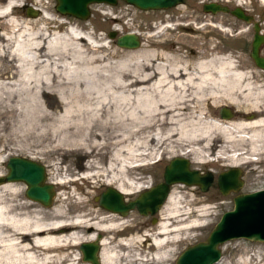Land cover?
Returning <instances> with one entry per match:
<instances>
[{"label":"bare ground","instance_id":"6f19581e","mask_svg":"<svg viewBox=\"0 0 264 264\" xmlns=\"http://www.w3.org/2000/svg\"><path fill=\"white\" fill-rule=\"evenodd\" d=\"M260 1L264 4V0ZM13 6L8 2L0 9L7 27L0 36V54H9L17 67L13 71L7 67L0 70L1 78H9L0 79V127L12 125L16 138L29 137L22 140L32 142L30 146L37 148L33 152H52L66 143L75 146L81 156L93 153L94 158L81 176L99 177L123 195L145 185L136 184L126 170L157 159L155 150H146L149 141L166 143V147L179 141V155L195 154L192 159L198 162L212 160L207 146L216 141V155L226 158L231 166L264 152V87L253 82L249 71L231 56L215 50L197 57H170L164 50L155 52L149 48L118 54L108 43L95 44L92 33L76 25L51 34L45 23L33 27V19L13 17ZM41 15L52 17L43 9ZM18 91L24 94L20 100ZM50 95L59 96L61 101L40 98ZM218 101L248 108L255 116L227 120L207 112L205 107ZM9 113L19 116L14 123L5 120ZM104 146L110 149L109 156L105 166H100ZM19 189L15 181L0 183V264H57L60 252L53 251L92 239L95 229L109 232L127 223L112 211L99 219L88 213L69 217L60 206L55 208V217L47 218L36 210H27L30 200L26 198L19 201V197L1 196L5 191L16 195ZM166 201L171 207L157 231L143 233L158 249L154 255L157 259L169 254L172 247L168 245L179 239V232L205 224L208 214L206 207L200 208L196 210L198 217L180 223L179 215L189 211L179 212L171 192ZM141 236L119 240L126 251L134 248L135 241L143 239ZM108 243V235L102 236L99 264H119L128 259L127 251L124 254ZM139 250L135 253L137 259ZM75 255L76 259L78 252ZM252 258L253 264H259L255 255ZM72 259L68 257V264H74ZM241 264H247V260Z\"/></svg>","mask_w":264,"mask_h":264},{"label":"rangeland","instance_id":"374dc122","mask_svg":"<svg viewBox=\"0 0 264 264\" xmlns=\"http://www.w3.org/2000/svg\"><path fill=\"white\" fill-rule=\"evenodd\" d=\"M204 1L225 3L229 8H232L236 5L237 1H240L241 5L238 6L244 11H256V18L264 20V4H262L260 0H184L182 3L167 9L148 10H140L132 5L124 4L122 0H117L114 5L91 3L89 5L90 12L86 19H79L72 15L57 12L54 8L55 0H0V9L4 8L3 6L6 3L11 2L14 4L13 17L19 18L20 20L33 19L34 21L32 20V23L35 22L33 27L38 25L42 27L44 26L43 23H45L46 26H49V34L53 31L63 32L68 26L76 25L78 28L82 29V31H90L93 35L92 41H94L95 44L108 43L110 49L115 50L118 54H125L129 50L134 51L136 49L149 48L153 49L155 52L158 51V49L164 50L163 52L169 53L168 55H170V57H173V55H185L187 58H190L217 50L219 54L231 56L235 63L249 71V78L253 82H260L264 87V70H260L248 59L249 45L244 37L246 36L244 35L246 31L236 32L237 25L232 28L235 25V16H230L228 13L222 11L213 14L203 12L201 4ZM27 5L38 8L40 10L39 14L34 17L27 16L25 13ZM42 9L47 11L52 17L48 18L42 16ZM184 11L188 14L185 16H174V13L179 14V12ZM167 12L169 16L164 17V13ZM163 17L166 18L167 23L161 26L163 27L162 29H155L151 23L158 18L163 19ZM5 18L6 16H0V36L5 29L7 30L6 22H4ZM233 21L234 23H232ZM166 24H168V26H166ZM113 28L116 30L118 29L116 35L128 30H135L138 32L141 38L139 47L135 49H126L117 46L114 43V39L108 38L107 35L108 31ZM140 30H144L145 32L142 33ZM0 42L2 41L0 40ZM17 44L18 42L15 45ZM6 54H0V70L4 67H7L11 71L16 70L15 61L10 60V55ZM0 79L7 80L9 78L0 77ZM18 92L20 93L18 96L20 100L24 97V94L22 91ZM6 94L7 92L2 93L3 96H6ZM40 98L42 100H48L49 102L61 101L60 97L57 95H50L46 98L41 96ZM212 103L213 104L206 107L203 105V107L214 116L218 117V106L221 107L225 105L241 113L240 115L238 114L225 118L227 120L245 119L246 116L243 117V114L252 112L248 108H239L234 104L226 103V101H218L215 102L216 104L214 102ZM18 117L16 113H9L5 117V120L14 123L13 120L15 121ZM14 130V126L12 125L5 128L0 127V173L2 174L6 171L5 162L9 155L30 157L44 165L46 179L54 183L55 188V193L50 205L44 206L39 202L30 200L26 205L27 210H36L40 212L39 215L47 218L55 217V208L58 206H60L69 217L76 214L88 213L90 216L95 214L97 216L96 219H99L101 216L105 217L108 213H111L98 205L95 195H98L106 185L115 187L113 184L102 182L99 180V177L94 178V176L91 177V180L80 178L77 181H71L69 179V177L80 173V171L82 174L87 171L89 160L94 158L92 155L93 153L89 156H81L82 153L77 151L75 146L73 147L66 143L60 144L61 146L58 145L52 152H33L36 151L37 148L30 146L32 142L23 141L26 138L24 136H21L23 140L16 138L13 134ZM26 139H29V137ZM47 143L48 142H46V144ZM216 143V141L209 142L207 154L212 160L205 162L193 160L192 157H194L195 154L187 153L185 155H179L178 152L181 150L182 145L179 141H172L167 147L166 143H156L155 141H149V143L145 145L148 152H152V149L157 152V160L159 162L155 165L146 162L142 166H140V164L129 166L126 170L128 177L134 180L136 184H146L150 178L160 180L163 165L166 164L171 157L183 156L190 159L191 162L189 165L191 167L197 166L203 169L205 168L212 173L214 177L212 183L205 191L199 190L197 186L194 185L176 183L177 185L173 184L171 186L169 192H171L173 198L177 200L176 208L179 209L180 213L189 211L188 213L179 215L178 219L182 218L180 223L198 217V212L196 210L200 208L206 207L208 214L205 217V224L179 232L177 235L179 239L168 245L172 247L169 254L163 259H157L154 255L158 249L151 246L149 238L146 240V236L144 237L143 233H154L157 231V225L162 221L163 216H167L166 214L171 207V203L165 200L163 205L160 206L159 210L155 213V221H150L149 215H142L138 213L135 208L128 210L124 215L127 223L123 226V232L125 233L122 236L131 237L142 234L141 237H143V239H139L138 241L140 242L135 241L134 245H131L134 248L126 249L129 255L128 259L120 260L119 264H174L175 256L185 245L203 239L219 218L221 212L232 207V196L236 192L229 191L226 194H220L215 184L217 173L230 165L226 158H219L216 155V149L214 147ZM109 150L107 146H104L101 150L102 156H100L98 160L100 166H105L109 156ZM237 166L241 169L240 178L243 181L237 191L247 192L264 187V152H262V154L258 152L254 159L242 161ZM142 170L147 172L142 174L140 173ZM60 179H63V181L59 182L58 180ZM15 182L16 186L19 188L24 186V183L21 181ZM136 191L137 190L126 192L124 198L132 199ZM1 196L11 197V199L13 197H19V201H23L19 193L14 195L13 193L5 191L2 192ZM172 227L173 226H170V228ZM69 228H73V226ZM75 229H78V227L75 226ZM114 229L115 228L110 230ZM171 236H175V234H171ZM119 239L114 238V240L110 241L108 244L115 246L125 254L126 251L123 249ZM137 249H140L139 254H137L139 259L135 256ZM54 252H60L61 256V259H59L60 262H57V264H68V257H73L72 262L74 264H87L81 259L77 244L69 243L64 246L63 249H58L57 251H53V253ZM76 252H78V257L75 259ZM220 254V258L213 264H241L242 260H247V264H253L252 256L254 255L257 263L264 264V241L250 240L243 237L231 238L223 241L220 246Z\"/></svg>","mask_w":264,"mask_h":264},{"label":"water","instance_id":"95a60500","mask_svg":"<svg viewBox=\"0 0 264 264\" xmlns=\"http://www.w3.org/2000/svg\"><path fill=\"white\" fill-rule=\"evenodd\" d=\"M141 10L164 9L183 0H122ZM117 0H55L54 8L61 14H69L79 19H86L89 15V4L106 3L114 5ZM204 12H229L233 16L248 21L251 16L244 14V10L235 5L229 8L226 4L216 1H204L201 4ZM26 15L37 16L39 9L27 5ZM253 38L249 55L255 65L264 70V56L257 54L260 43L264 44V35L259 33L256 22L252 25ZM108 38L123 48H136L140 44L139 35L134 31H125L116 35V30L107 33ZM220 116L227 118L232 113L225 106L220 108ZM245 116L251 117L249 114ZM6 171L0 174V183L6 181H22L25 184V195L44 206L51 204L55 193L54 184L46 179L45 167L34 159L9 155L5 162ZM241 169L238 166H229L216 175V186L220 194L229 191L236 193L232 196V207L224 210L217 221L209 229L206 236L193 243L185 245L175 256L174 264H213L220 257V246L223 241L243 237L250 240L264 241V187L252 191L237 190L243 181L240 178ZM212 173L206 170L198 172L188 167V160L184 157L173 156L164 165L162 180L153 186L139 192L132 199L123 200L121 191L113 186L105 188L95 196L97 203L104 209L125 215L128 210L135 208L142 215H150V221H155V212L163 202L169 185L174 182L195 184L201 191H205L212 182ZM100 233L88 241L78 245L81 259L88 264H99Z\"/></svg>","mask_w":264,"mask_h":264},{"label":"flooded vegetation","instance_id":"af4514ba","mask_svg":"<svg viewBox=\"0 0 264 264\" xmlns=\"http://www.w3.org/2000/svg\"><path fill=\"white\" fill-rule=\"evenodd\" d=\"M173 7V6H172ZM170 8V7H169ZM182 13H184V14H182ZM225 13H228L230 16H233L232 14H230L229 12H225ZM188 13L187 12H179V14H176V13H174V16H182V15H187ZM210 14H213V13H210ZM244 14H246V15H249V16H251V19L250 20H248V21H245L244 19H239V18H237V17H235L234 18V20H235V25L232 27V28H234L236 25H237V28H236V32H239V31H246V33L244 34V35H246V36H244L245 37V40L247 41V43H248V45H249V49H248V59H250V61L255 65V63H254V61H253V59L251 58V56L249 55V52H250V46H251V41H252V38H253V33H254V31H253V28H252V25H253V23L254 22H256L257 23V25H258V27H259V33H261V34H263L264 35V20H262V19H259V18H256V11H244ZM169 16V13L167 12V13H164V17H168ZM163 17V19L162 18H158L156 21H153L151 24H152V26H154L155 27V29L156 28H159V27H161V26H163V25H165V23H167L166 22V18H164ZM232 23H234V21L232 22ZM142 33L143 32H145L144 30H140ZM139 31V32H140ZM242 34V35H243ZM141 39V38H140ZM257 54L258 55H260V56H264V44L263 43H260L259 44V46H258V52H257ZM256 66V65H255ZM222 107V106H221ZM220 106H219V108H218V112H217V114H218V117L220 116V113H219V111H220V108H221ZM225 107H227L228 109H229V111L232 113V116L233 115H240V113L238 112V111H236V110H234V109H232V107H230V106H226L225 105ZM250 114V113H249ZM255 116V113H253L252 115H251V117H254ZM157 159H158V157H157ZM157 159H155V160H152L151 161V164L152 165H155V164H157L159 161L157 160ZM190 162H191V160L189 159V162H188V165L190 164ZM143 164L141 163L140 164V166H142ZM165 165V164H164ZM164 165H163V168H164ZM151 166V165H150ZM163 168H162V173H163ZM189 168H194V169H196L198 172H200V173H204L205 171H206V169L204 168H201V167H197V166H195V167H191L190 165H189ZM147 171H141L140 173H142V174H145ZM162 173H161V179L160 180H154L153 178H150V180L148 181V182H146V184L143 186V187H141V189H139V190H137L136 191V193H135V195H137L138 193H139V191H142L143 189H145V188H148V187H150V186H153L155 183H157V182H159V181H161L162 180ZM214 178V177H213ZM178 184V183H182V182H175V183H173V184ZM212 183V182H211ZM173 184H170L169 185V190L171 189V186L173 185ZM182 184H184V185H194V186H197V185H195V184H185V183H182ZM197 188H198V186H197ZM24 189H25V187L24 186H22L20 189H19V194H21V196H20V198L23 200V198H26L27 200H30V199H28L27 197H26V195H25V193H24ZM199 189V188H198ZM134 195V196H135ZM125 197V196H124ZM125 200H127L126 198H125ZM113 214H115V215H117V216H120L118 213H116V212H114ZM149 218L151 219V216H149ZM155 219H156V217H155ZM125 226V225H124ZM85 228V230L87 231H89V229H88V227L86 226V227H84ZM124 228V227H123ZM122 227L119 229V230H116V229H114V230H110V232H107V231H104V230H101V229H95V233H100V235L101 236H104V235H108V237H109V240L110 241H113V239L114 238H120V237H124V236H122L125 232H123V229ZM87 231V232H88ZM99 248H100V245H99Z\"/></svg>","mask_w":264,"mask_h":264}]
</instances>
